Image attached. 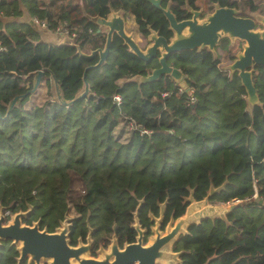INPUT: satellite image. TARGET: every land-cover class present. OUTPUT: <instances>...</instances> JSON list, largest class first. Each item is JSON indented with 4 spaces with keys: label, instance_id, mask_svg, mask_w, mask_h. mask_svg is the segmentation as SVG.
Instances as JSON below:
<instances>
[{
    "label": "trees",
    "instance_id": "trees-1",
    "mask_svg": "<svg viewBox=\"0 0 264 264\" xmlns=\"http://www.w3.org/2000/svg\"><path fill=\"white\" fill-rule=\"evenodd\" d=\"M168 2L178 19L193 4L163 5ZM242 5L264 14L260 3ZM23 11L50 31L73 32L71 42L43 40L30 22L18 20ZM110 12L132 14L144 37L172 35L163 12L147 0H0V206L9 213L30 208L22 222L37 220L49 232L71 213L68 243L90 233L95 256L112 236L119 246L136 239L138 206L146 242L162 205L164 229L184 214L190 195L214 205L237 198L224 215L191 223L178 235L175 264H264V65L252 67L258 101L250 105L238 71L225 74L213 52L170 56L188 75L186 91L169 75L137 79L157 61L145 62L114 34L106 58L85 72L87 93L75 98L83 69L98 60L89 52L104 43L93 17ZM230 43L222 36L216 53L233 62ZM234 45L243 48L242 40ZM38 69L37 88L5 113ZM56 87L73 101L60 103ZM17 256L15 245L0 243V264H17Z\"/></svg>",
    "mask_w": 264,
    "mask_h": 264
},
{
    "label": "water",
    "instance_id": "water-1",
    "mask_svg": "<svg viewBox=\"0 0 264 264\" xmlns=\"http://www.w3.org/2000/svg\"><path fill=\"white\" fill-rule=\"evenodd\" d=\"M158 8L161 7V0H147ZM170 27L177 35L170 40L162 35L152 34L153 43L146 50H142L136 41L123 29V19L120 15L112 13L109 18H97L108 27L105 44L102 49H98V60L94 64L83 69L82 80L83 89L75 97H82L88 91L85 81V72L88 68L98 66L107 56L111 34L115 32L128 48L142 60L148 62L162 51L159 57V66L154 68L150 74L139 78L140 81H153L162 75L171 76L180 87L189 91L185 86L186 75L180 68L168 64L167 57L176 51L193 49L198 46H208L214 48L220 36L224 33L232 38H239L245 41L244 48L238 57L230 65L232 70H237L243 86L246 88L248 97L258 101L256 89L252 81L251 68L256 65H264V28L256 31V20L250 16H238L229 7L216 6L204 22L197 21V12L192 19L177 20L169 8H162ZM264 22V18H262ZM31 23L33 24L32 20ZM187 28L189 34L181 35ZM43 70L38 69L32 77L30 89L21 94L12 96L6 106L5 113L9 111L25 94L35 90L40 82ZM56 96L62 104H69L73 100L66 101L62 98L56 87ZM74 98V99H75ZM252 103V104H253ZM189 204L183 215L175 219L174 223L167 224L165 232L160 228L163 219L164 205L161 206L160 214L155 217L154 226L148 242H144V230L140 227L138 210L133 213L132 227L137 231L136 239L123 243L119 246L115 236H112L106 248H100V256L87 255L92 248L93 241L90 233L86 235L85 241H79L76 245H70L67 240L68 218L65 217L54 231H46L45 228L38 229L37 222L30 226L23 224L20 218L30 212V208L13 213L8 223H2L4 216L0 211V243L10 240L12 244H18L19 255L17 263L28 258L29 262L40 264L41 259H48V264H165L164 260L174 258L175 252L172 250V243L186 227L194 222H198L205 217L212 216L214 212L206 205L207 199L195 200L192 195L188 197ZM263 202V200H259ZM236 203L230 204L234 207Z\"/></svg>",
    "mask_w": 264,
    "mask_h": 264
},
{
    "label": "flooded vegetation",
    "instance_id": "flooded-vegetation-1",
    "mask_svg": "<svg viewBox=\"0 0 264 264\" xmlns=\"http://www.w3.org/2000/svg\"><path fill=\"white\" fill-rule=\"evenodd\" d=\"M162 2H161V7L162 8H169L170 10H171V8H170V6H169V2L164 6L163 5V0H161ZM223 1V2H222ZM253 2H254V0H252ZM254 3H256V2H254ZM153 5V4H152ZM222 6V7H229V8H232L233 10H234V12H235V14L236 15H238V16H250V17H253L255 20H256V27L257 26H261L262 27V29H263V20H261L262 21V24L261 23H259L258 22V20L255 18V16L254 15H252L253 13H257V14H259L262 18H264V14H261L258 10H250L247 6L245 7V8H243V5H242V0H228V2H227V0H193V4L192 5H184L185 7H183V9L187 12V14H186V16L185 17H183V18H177L176 17V15H175V13L172 11V13L174 14V16L176 17V19L177 20H183V19H192L193 18V15L195 14V12H197L198 14H197V16H196V18H197V21L198 22H204L206 19H207V17L210 15V14H212L213 12H214V10L216 9V6ZM156 7V6H155ZM158 8V7H157ZM162 8H159L162 12H163V10H162ZM112 13H114V14H118V15H120L121 16V18L123 19V29H124V31L127 33V34H129L132 38H133V40L134 41H136V43L138 44V46L142 49V50H146V48L149 46V45H151L152 43H153V41H152V39H151V36H152V34H158V35H162V36H164L163 34H159L157 31H151V33L147 36V37H144L141 33H140V31H139V28H138V24L136 23V21H134V19H133V22H134V25H136V30H133V28H131V24L130 23H128L127 21V18H126V16H127V14H125V15H122L121 13H119V12H110V13H108L107 15H105L104 16V18H109L110 16H112L111 14ZM188 13H189V15H188ZM130 14V13H129ZM163 14H164V12H163ZM132 15V14H131ZM133 16V15H132ZM164 16H165V14H164ZM166 17V16H165ZM97 18H101V16H94L93 17V21H94V24L96 25V28H95V32L97 33V32H99L102 36H104V43H103V47H104V44H105V39H106V33H107V31H108V27L107 26H105V25H103L101 22H100V20L99 19H97ZM167 19V18H166ZM168 20V19H167ZM130 24V25H129ZM168 24H169V21H168ZM60 28H62V27H60ZM168 29L169 30H171L172 31V35L168 38V37H166V36H164L166 39H168V40H170V39H172V38H176V37H178V36H180V35H177L175 32H174V30L170 27V24L168 25ZM261 29V30H262ZM62 32L63 33H61L62 35H64L65 37H67V39L68 40H70L69 42H71V40H72V36H74V33L73 32H71V33H73L72 35H71V33L69 34L68 33V31L67 30H65V29H63L62 30ZM76 33H77V31H76ZM114 34H116L115 32H113L112 34H111V39H112V36L114 35ZM187 34H189V31H188V29L187 28H185L184 30H183V32H182V34L181 35H187ZM117 35V34H116ZM70 36V37H69ZM118 36V35H117ZM222 36H228L229 37V39H230V47H231V49H232V51H233V46H234V43L239 39V38H237V37H235L234 39H232V37L231 36H229V35H227V34H222L221 36H220V38L222 37ZM119 37V36H118ZM71 38V39H70ZM219 38V39H220ZM66 39V40H67ZM111 39H110V42H111ZM122 40V39H121ZM239 40H242V39H239ZM219 41V40H218ZM243 41V40H242ZM66 42V41H65ZM122 42H123V40H122ZM245 42V41H244ZM124 43V42H123ZM125 44V43H124ZM109 45H110V43H109ZM217 45V44H216ZM216 45L214 46V48H209L208 46H198V47H195V48H193V49H184V50H192V51H194L193 52V57H195V56H200V55H202L203 54V51L204 50H209V51H211V52H213L214 54H216ZM103 47H101V48H96V49H93V50H91L90 52H89V55H92V54H94L95 52L98 54V52H97V50L98 49H102ZM128 47V46H127ZM243 48H244V46H243ZM243 48H242V50H243ZM108 49H109V47H108ZM129 49V48H128ZM130 50V49H129ZM242 50H240L238 53L236 52V55H237V57H238V54L239 53H241L242 52ZM131 51V50H130ZM180 51H182V50H180ZM220 51V50H219ZM176 52H179V51H176ZM175 53V52H174ZM108 54V53H107ZM161 54H162V51H159L158 52V55L156 56V57H154V58H152L150 61H152V60H156L157 62V64L154 66V67H152V69L150 70V71H148V73L146 74V75H148V74H150V72L154 69V68H156V67H158L159 66V57L161 56ZM173 53H171L168 57H167V62H168V64L169 65H171V66H174L173 64H171L170 62H169V58H170V56L172 55ZM236 57V58H237ZM150 61H148V62H150ZM97 62V61H96ZM146 62V61H145ZM232 63V62H231ZM230 63V64H231ZM174 67H176V66H174ZM179 68V67H178ZM252 69V68H251ZM232 70V69H231ZM181 71H182V69H181ZM233 71H237V70H232V72ZM183 72V71H182ZM231 72V73H232ZM184 73V72H183ZM230 73V74H231ZM184 75H186L185 73H184ZM145 76V75H144ZM163 76V75H162ZM239 76V75H238ZM139 77H142V76H139ZM187 77H188V75H186V79H187ZM160 78V77H159ZM186 79H185V86H187L186 85ZM176 82V81H175ZM176 83H178V82H176ZM178 85H179V83H178ZM0 211L2 212V215L4 216V220H3V222L2 223H8V221L11 219V217H12V215H13V213H15V212H12V213H9V211L7 210V209H4L3 207H1L0 206ZM29 213H27L26 215H28ZM26 215H24V216H22L21 218H20V221H21V223H23L22 222V218L23 217H25ZM68 220V219H67ZM36 222H37V224H38V221L37 220H35ZM35 221H33V222H35ZM32 222V223H33ZM31 223V224H32ZM23 224H26V223H23ZM31 224H27V225H31ZM38 229H42V228H39V226H38ZM55 230H56V228H55ZM162 230V229H161ZM47 231V230H46ZM5 241H9V243L10 244H12L11 243V241L10 240H5ZM2 242V241H1ZM110 242V241H109ZM12 245H15L16 246V248H17V250H18V244H12ZM108 245V244H107ZM106 245V246H107ZM106 246L105 247H101V248H106ZM98 249H100V248H98ZM18 255H19V250H18ZM18 257V256H17ZM17 257H16V261H17ZM41 260H45L43 263L41 262ZM40 260V264H48V259H41ZM21 262H25L26 264H34L32 261L31 262H29L28 261V258L27 257H25L24 258V260H22V261H20L19 263H17V264H20Z\"/></svg>",
    "mask_w": 264,
    "mask_h": 264
},
{
    "label": "rangeland",
    "instance_id": "rangeland-1",
    "mask_svg": "<svg viewBox=\"0 0 264 264\" xmlns=\"http://www.w3.org/2000/svg\"><path fill=\"white\" fill-rule=\"evenodd\" d=\"M254 2L262 4L263 8H264V0H254ZM252 15H254L255 18L258 20V22L262 24V21H261L262 17L259 14L253 13ZM33 25H35V27L38 26V28H42L43 29V30H40V37L43 40L47 41V42H50V43H60V42H65V41L68 42V39L64 40V36L58 35V33H56V32L50 31L47 28H46L47 30H45V27H42L41 25H36V24H33ZM262 26L264 28V23H263ZM261 29H262L261 26L255 27L256 31H261ZM65 38H67V37H65ZM232 39H234V38H232ZM245 44L246 43L244 41H242V46H244ZM231 51H232V49H231ZM239 51L240 50H238V49L236 50V47L234 45L232 52H237L238 53ZM216 56H218V58L220 59V63H219L220 68L225 71V74H230L232 72V70L230 68V65H231L230 63H231L232 60L230 61L229 59H227V57L225 56V54L221 50H220V53H216ZM136 78L139 79L140 77L137 76ZM53 89H54L53 92H56V89L55 88H53ZM44 94H45L44 87H42V88H40V91H38V95H40V96H42L44 98V96H45ZM53 97H55V96L53 95ZM247 99H248V102H249L250 105L253 103L252 101H254V99H251L249 97H247ZM118 127L119 126H117L115 130H118ZM204 199H206V198H204ZM230 204L231 203H228V204L227 203H219L217 205H214V204H211L208 200L206 201V205L209 206L212 209V211L214 212V214L212 216L224 215L226 210L230 207ZM71 216H72L71 213L67 214V217H71ZM174 221L175 220L169 221V223L173 224ZM169 223H167V224H169ZM164 232H165V228L162 229V233H164ZM153 234H154V232H152V234L148 237V240L146 242H148L150 240V238H151V236ZM87 255H90L89 252H87ZM100 255H101L100 254V249H98L97 250V254L95 256L99 257ZM44 261L45 260H41L42 263ZM176 261H177V258L175 256L174 258L164 260V263L165 264H175Z\"/></svg>",
    "mask_w": 264,
    "mask_h": 264
},
{
    "label": "crops",
    "instance_id": "crops-1",
    "mask_svg": "<svg viewBox=\"0 0 264 264\" xmlns=\"http://www.w3.org/2000/svg\"><path fill=\"white\" fill-rule=\"evenodd\" d=\"M126 18L128 20L127 22L131 24V25L129 24L131 26V28H133V30H136V25H134V22H133V16L131 14L127 13ZM18 20L28 21V22H30V24H32L31 18L28 16V14H26L25 11H23L22 14L18 17ZM33 26H34V28H36L39 31V33H40V30H43L42 28H38V26L37 27H35V25H33ZM45 30H47V29L45 28ZM58 35H62V34L58 33ZM62 36H64V35H62ZM66 39L67 38H65V36H64V40H66Z\"/></svg>",
    "mask_w": 264,
    "mask_h": 264
},
{
    "label": "built area",
    "instance_id": "built-area-1",
    "mask_svg": "<svg viewBox=\"0 0 264 264\" xmlns=\"http://www.w3.org/2000/svg\"><path fill=\"white\" fill-rule=\"evenodd\" d=\"M31 20H32L33 24L41 25L42 27H45V24H44V22H43L42 20H38L37 18H32ZM61 29H62V28L59 27V28L56 29L55 32H56V33H63ZM72 34H73V33H71V35H72ZM70 39H71V38H70ZM113 99H114L115 101L118 102V101H119V96H118V95H114V96H113ZM254 197H258L256 193L254 194ZM260 198H261L260 200H264V196H263V197H260ZM238 201H240V199L235 198V199H233L231 202H227V204H228V203H231V204H232V203H237Z\"/></svg>",
    "mask_w": 264,
    "mask_h": 264
}]
</instances>
